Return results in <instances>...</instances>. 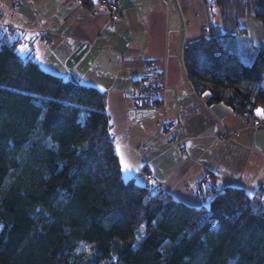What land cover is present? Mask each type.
I'll list each match as a JSON object with an SVG mask.
<instances>
[{"label": "trees", "instance_id": "1", "mask_svg": "<svg viewBox=\"0 0 264 264\" xmlns=\"http://www.w3.org/2000/svg\"><path fill=\"white\" fill-rule=\"evenodd\" d=\"M215 5L220 21L211 6L208 37L183 49L186 77L208 104L254 124L264 51L246 62L225 43L246 33L245 0ZM252 16L264 26V0ZM148 72L134 82L133 116L162 105V75ZM217 180L200 173L194 206L123 178L105 95L45 71L0 34V264H264V187L250 197Z\"/></svg>", "mask_w": 264, "mask_h": 264}, {"label": "crops", "instance_id": "2", "mask_svg": "<svg viewBox=\"0 0 264 264\" xmlns=\"http://www.w3.org/2000/svg\"><path fill=\"white\" fill-rule=\"evenodd\" d=\"M14 1L0 0V34L16 39L20 56L45 71L105 95L110 139L136 182L194 206L202 203L193 187L205 168L217 175L218 189L236 186L253 197L264 187L262 108L255 109V123L247 124L223 102L208 104V93L197 94L186 77L183 49L208 37L211 6L212 21H220L216 0H119L114 20L104 12L90 13L95 0L82 5L18 0L12 16ZM259 2L245 0L239 26L246 33L225 39L246 62L254 47L264 51V26L252 16ZM149 67L162 75L156 95L163 102L137 118L131 93ZM256 202L264 206V191Z\"/></svg>", "mask_w": 264, "mask_h": 264}, {"label": "built area", "instance_id": "3", "mask_svg": "<svg viewBox=\"0 0 264 264\" xmlns=\"http://www.w3.org/2000/svg\"><path fill=\"white\" fill-rule=\"evenodd\" d=\"M77 5H82L86 0H71ZM19 7V1L15 0L11 5V14L12 16L17 14V9ZM90 13L104 12L110 19H117L120 15L119 0H95L92 6L90 7ZM47 41V40H45ZM151 174H146L147 181H150ZM147 186L154 193L156 192L150 184Z\"/></svg>", "mask_w": 264, "mask_h": 264}, {"label": "rangeland", "instance_id": "4", "mask_svg": "<svg viewBox=\"0 0 264 264\" xmlns=\"http://www.w3.org/2000/svg\"><path fill=\"white\" fill-rule=\"evenodd\" d=\"M116 150V149H115ZM117 151H118V153H119V155H120V159L124 162V164H123V170H122V176H123V178H125V179H127V178H130L133 174V172L132 171H129L128 169H127V167H125V158H124V155L122 154V152H121V150H120V147H118L117 148V150H116V153H117ZM131 175V176H130ZM167 244H165L164 246H163V248H167V247H170L171 246V242H166Z\"/></svg>", "mask_w": 264, "mask_h": 264}, {"label": "water", "instance_id": "5", "mask_svg": "<svg viewBox=\"0 0 264 264\" xmlns=\"http://www.w3.org/2000/svg\"><path fill=\"white\" fill-rule=\"evenodd\" d=\"M151 113V111L150 110H147V111H140V112H137L136 113V117L137 118H139V117H141V116H146V115H148V114H150Z\"/></svg>", "mask_w": 264, "mask_h": 264}, {"label": "snow or ice", "instance_id": "6", "mask_svg": "<svg viewBox=\"0 0 264 264\" xmlns=\"http://www.w3.org/2000/svg\"><path fill=\"white\" fill-rule=\"evenodd\" d=\"M22 51L24 50V49H21ZM125 167H128L127 165H125Z\"/></svg>", "mask_w": 264, "mask_h": 264}]
</instances>
